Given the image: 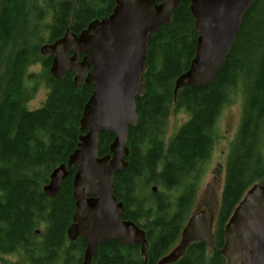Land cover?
<instances>
[{
  "label": "trees",
  "instance_id": "obj_1",
  "mask_svg": "<svg viewBox=\"0 0 264 264\" xmlns=\"http://www.w3.org/2000/svg\"><path fill=\"white\" fill-rule=\"evenodd\" d=\"M114 5L115 0H0V256L18 259L0 264L82 262L84 239L70 241L66 235L75 209V167L52 199L42 189L85 132L79 121L93 88L75 86L70 71L54 78L51 57L39 48L67 28L79 33L90 21L108 16ZM196 38L183 1L148 43L145 92L136 98L138 121L128 127L127 165L113 174L122 218L143 229L149 242L146 260L138 246L115 239L96 247L91 264H156L175 245L211 154L216 120L237 88L243 95L242 117L227 158L213 249L209 254L203 242H193L171 264H226L220 253L224 225L244 193L264 184V0H254L244 13L213 81L182 87L174 97V82L188 68ZM37 63L41 72L28 73ZM27 79H40L48 90L34 110L26 108L36 89ZM179 109L188 118L167 139L169 117ZM113 138V133H99V156L109 154Z\"/></svg>",
  "mask_w": 264,
  "mask_h": 264
},
{
  "label": "water",
  "instance_id": "obj_2",
  "mask_svg": "<svg viewBox=\"0 0 264 264\" xmlns=\"http://www.w3.org/2000/svg\"><path fill=\"white\" fill-rule=\"evenodd\" d=\"M197 33L195 53L188 68L174 82L173 95L185 86L210 84L231 49L243 18L254 0H115L111 13L88 23L79 33L67 28L59 39L40 47L51 57L50 74L58 79L73 74L74 85L91 84L84 104L76 149L65 164L54 168L43 194L52 199L72 167L74 215L67 229L70 241L84 239L81 264H91L98 245L118 239L140 247L148 243L142 229L122 218V204L113 195V174L126 165L128 127L136 125V98L145 92L148 43L163 24H169L181 2ZM113 133L109 154L99 156L100 132ZM155 191V187H153ZM213 216L194 212L186 221L176 246L157 264L178 260L195 241L213 246ZM38 231L35 232V235ZM220 249L227 264H264V184H254L237 204L224 229Z\"/></svg>",
  "mask_w": 264,
  "mask_h": 264
},
{
  "label": "rangeland",
  "instance_id": "obj_3",
  "mask_svg": "<svg viewBox=\"0 0 264 264\" xmlns=\"http://www.w3.org/2000/svg\"><path fill=\"white\" fill-rule=\"evenodd\" d=\"M41 70V65L37 63L30 66L27 72L39 74ZM26 84L29 86H36L33 97L26 103V108L29 110L37 109L45 101L48 90L40 79H27ZM242 105V91L237 88L229 94L227 102L216 120L212 133L214 143L211 154L209 159L202 166L201 176L198 181L195 197L188 216H190L195 210L201 209L207 210L209 215H213L214 218H216L224 185L227 158L242 117ZM187 118L188 115L183 110L179 109L173 111L169 117L165 137L167 139L171 137ZM261 150L264 154V135L261 142ZM215 222L216 221L214 220V224ZM208 253L210 254L209 249ZM1 260L14 262L18 259L16 254H12L0 256V263Z\"/></svg>",
  "mask_w": 264,
  "mask_h": 264
},
{
  "label": "bare ground",
  "instance_id": "obj_4",
  "mask_svg": "<svg viewBox=\"0 0 264 264\" xmlns=\"http://www.w3.org/2000/svg\"><path fill=\"white\" fill-rule=\"evenodd\" d=\"M48 1V0H47ZM51 1H53V0H51ZM55 2V1H54ZM51 3V2H50ZM47 4H49V3H47ZM53 5H56V4H53ZM52 7V6H51ZM7 43V42H6ZM22 44V43H21ZM41 47V46H40ZM12 51V50H11ZM39 51H40V48H39ZM209 139V138H208ZM12 177V176H11ZM33 177V176H32ZM36 178V177H35ZM36 197V196H35ZM68 238V237H67ZM30 245V244H29ZM94 255V254H93ZM125 257V256H124ZM35 264V263H34ZM40 264V263H39ZM42 264V263H41Z\"/></svg>",
  "mask_w": 264,
  "mask_h": 264
},
{
  "label": "flooded vegetation",
  "instance_id": "obj_5",
  "mask_svg": "<svg viewBox=\"0 0 264 264\" xmlns=\"http://www.w3.org/2000/svg\"><path fill=\"white\" fill-rule=\"evenodd\" d=\"M200 210V209H199Z\"/></svg>",
  "mask_w": 264,
  "mask_h": 264
}]
</instances>
